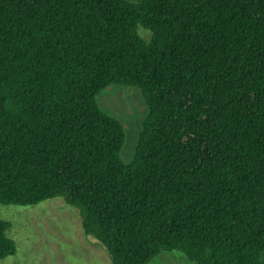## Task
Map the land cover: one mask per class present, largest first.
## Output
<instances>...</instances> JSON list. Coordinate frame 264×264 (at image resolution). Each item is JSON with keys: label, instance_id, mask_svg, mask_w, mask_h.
<instances>
[{"label": "trees", "instance_id": "1", "mask_svg": "<svg viewBox=\"0 0 264 264\" xmlns=\"http://www.w3.org/2000/svg\"><path fill=\"white\" fill-rule=\"evenodd\" d=\"M114 85L149 107L131 165ZM55 198L114 264H264V0H0V204Z\"/></svg>", "mask_w": 264, "mask_h": 264}, {"label": "rangeland", "instance_id": "2", "mask_svg": "<svg viewBox=\"0 0 264 264\" xmlns=\"http://www.w3.org/2000/svg\"><path fill=\"white\" fill-rule=\"evenodd\" d=\"M138 3L140 0H128ZM139 34L149 42L151 34L140 26ZM106 114L125 129L126 145L121 159L133 164L149 107L135 87L110 86L98 96ZM0 219L11 224L7 236L16 243L17 254L0 264H114L105 247L82 228L80 211L63 198L34 206L0 204ZM150 264H195L180 252L163 251Z\"/></svg>", "mask_w": 264, "mask_h": 264}]
</instances>
